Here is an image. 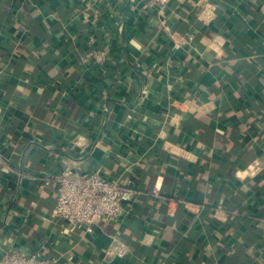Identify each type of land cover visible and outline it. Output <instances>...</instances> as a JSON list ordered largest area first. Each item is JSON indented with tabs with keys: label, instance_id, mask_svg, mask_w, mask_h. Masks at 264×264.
Masks as SVG:
<instances>
[{
	"label": "crops",
	"instance_id": "obj_1",
	"mask_svg": "<svg viewBox=\"0 0 264 264\" xmlns=\"http://www.w3.org/2000/svg\"><path fill=\"white\" fill-rule=\"evenodd\" d=\"M166 26L147 0H0V258L264 264V0H168ZM65 168L139 193L70 230L40 179Z\"/></svg>",
	"mask_w": 264,
	"mask_h": 264
},
{
	"label": "built area",
	"instance_id": "obj_2",
	"mask_svg": "<svg viewBox=\"0 0 264 264\" xmlns=\"http://www.w3.org/2000/svg\"><path fill=\"white\" fill-rule=\"evenodd\" d=\"M147 3L154 9L163 28L173 37L174 33L166 26L168 0H147ZM91 57L96 63L102 64L106 62L108 53L95 50ZM40 179L51 188L55 196L56 216L66 221L70 230L84 228L91 232L100 219H122L127 204L139 193L133 180L122 183L73 168H65L59 173L47 174ZM153 194H158V191L154 190ZM119 255L124 256L125 250H121ZM0 264H58V259L22 249H9L3 252Z\"/></svg>",
	"mask_w": 264,
	"mask_h": 264
}]
</instances>
